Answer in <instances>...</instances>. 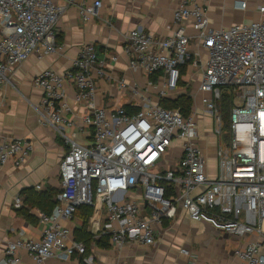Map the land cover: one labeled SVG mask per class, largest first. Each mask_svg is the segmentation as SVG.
<instances>
[{
	"label": "built area",
	"instance_id": "obj_1",
	"mask_svg": "<svg viewBox=\"0 0 264 264\" xmlns=\"http://www.w3.org/2000/svg\"><path fill=\"white\" fill-rule=\"evenodd\" d=\"M250 1L257 18L246 23L215 27L202 1L180 0L169 36L157 37L141 28L125 35L130 66L148 76L162 73L160 102L145 98L136 110L97 105L92 73L102 77L104 71L91 43L80 47L64 74L45 69L34 78L41 90L38 123L54 128L68 150L60 162L56 203L49 214L37 213L40 237L8 242L0 264H18L22 250L35 264L83 254L84 244L71 240L70 229L61 222L72 219L80 206L91 207L94 218L103 210L110 246L116 250L154 245L156 225L180 208L192 221L222 232L238 237L256 233L234 253L239 264H264V0H233V6L245 10ZM101 6L100 0L79 5L82 21L96 16ZM63 8L55 0H0V88L11 83L16 67L30 55L56 50L55 26ZM187 21L192 34L185 30ZM188 63L202 69L197 88L201 110L182 114L161 100L176 89L180 68ZM66 85L83 109V125L91 128L87 143L64 132L72 124L64 116L71 111ZM117 86L125 87L124 80ZM224 91L233 96L226 123L217 105ZM208 119L209 126L200 132V122ZM206 126L215 141L213 176L199 143L202 135L207 137ZM31 149L27 139L0 136V173L6 165L22 166ZM179 252L190 254L186 249Z\"/></svg>",
	"mask_w": 264,
	"mask_h": 264
},
{
	"label": "crops",
	"instance_id": "obj_2",
	"mask_svg": "<svg viewBox=\"0 0 264 264\" xmlns=\"http://www.w3.org/2000/svg\"><path fill=\"white\" fill-rule=\"evenodd\" d=\"M92 1L55 0L56 4L64 7L55 26L56 50L45 56L30 55L16 67L11 83L0 88V136L27 139L32 143L29 156L22 166L14 168L6 165L0 173V257L5 253L8 242L20 236L35 239L41 235L42 225L37 215L39 210L23 203L22 191L27 188L59 191L60 160L68 145L54 128L38 123L41 90L34 86L33 81L41 71L51 69L64 74L71 68L80 47L91 43L97 49V57L104 71L102 77L92 73L97 87L94 97L97 105L114 109L124 105L138 107L145 98L160 102L158 90L162 73L148 76L142 68H132V55L125 52L124 37L135 28L157 37L169 36L175 27L173 10L180 0H100L102 6L98 14L84 22L79 16L78 7ZM199 1L207 6V14L215 27L244 23L224 18L234 7L233 0ZM253 4L250 1V8ZM185 30L188 34L193 33L190 21L185 24ZM193 49L195 45L191 44L190 52ZM108 54L115 55L116 60H110ZM198 67H192L191 63L182 66L176 89L164 101H172L189 89L193 109V97L198 93L202 72L200 65ZM119 79L125 82L122 89L117 86ZM150 79L153 84H148ZM66 86L71 111L64 113V116L72 124L64 127V132L78 143H87L91 141V128L83 125V109L73 100V88ZM199 128L204 133L202 126ZM205 133L207 137L202 135L199 143L208 157L215 141ZM213 155V168L207 159L210 176L214 175L216 168L215 151ZM20 207L26 210L25 214L18 212ZM92 210L89 206L79 207L72 219L61 221L70 229L71 240L84 244V253L74 254L68 260L53 257L45 264H115L118 260H125L129 264H239L235 250L257 237L256 233L238 237L216 230L208 223L192 221L185 212L176 208L172 218L156 225L154 245L148 248L124 245L116 250L110 246L103 210L100 217L95 218L92 217ZM180 249H186L190 254L183 255ZM19 257L18 264H35L23 250L19 252Z\"/></svg>",
	"mask_w": 264,
	"mask_h": 264
},
{
	"label": "trees",
	"instance_id": "obj_3",
	"mask_svg": "<svg viewBox=\"0 0 264 264\" xmlns=\"http://www.w3.org/2000/svg\"><path fill=\"white\" fill-rule=\"evenodd\" d=\"M233 103V96L228 95L226 91L223 92L220 100L217 102V105L221 111L222 119L224 123L227 122L229 109ZM161 104L168 108H177L182 114H186L191 110V98L189 93L181 94L172 101H162ZM127 110H136L137 106L124 105ZM58 190L56 189H46L42 191H35L33 188H27L22 191L23 203L27 206H32L38 208L39 211L44 214H49L56 203V195ZM86 207V206H80ZM20 214H25L26 210L23 207L18 209Z\"/></svg>",
	"mask_w": 264,
	"mask_h": 264
},
{
	"label": "rangeland",
	"instance_id": "obj_4",
	"mask_svg": "<svg viewBox=\"0 0 264 264\" xmlns=\"http://www.w3.org/2000/svg\"><path fill=\"white\" fill-rule=\"evenodd\" d=\"M229 3H231V2H229ZM231 9L232 10H230L229 12L226 13L227 16L224 17L225 20H229L230 18H232L233 20H235L237 22H244V23H246V22H248V21H250L252 19L257 18V13L253 10V7L250 8V6H249L245 10H240V9L235 8V7H232ZM234 14L236 15L235 17L233 16ZM196 76H198V72L196 73ZM188 92H189V89H188L187 93ZM200 95L201 94L198 92L197 95L195 97H193V109L201 110V104L199 102ZM204 125H207V121L206 120L200 122L199 127L204 126ZM209 129L210 128L208 126L205 127V131L207 132V134L210 133L209 132ZM199 131L201 132V129L200 128H199ZM208 139H211V137H208ZM210 149H211L210 156L206 157V159H208L211 167L213 168L214 167L213 166V164H214V155H213V152L215 150H214L213 146H211ZM203 151L205 153V150H203ZM208 151H209V148H208ZM168 162H169V159H167V163ZM59 175H60V173H59Z\"/></svg>",
	"mask_w": 264,
	"mask_h": 264
}]
</instances>
